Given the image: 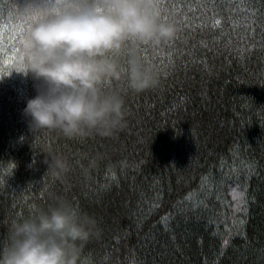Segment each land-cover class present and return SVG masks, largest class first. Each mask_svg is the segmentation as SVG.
Here are the masks:
<instances>
[{"label": "trees", "instance_id": "1", "mask_svg": "<svg viewBox=\"0 0 264 264\" xmlns=\"http://www.w3.org/2000/svg\"><path fill=\"white\" fill-rule=\"evenodd\" d=\"M23 4L0 0V247L15 220L66 201L97 224L77 264H264V0H159L174 38L125 43L121 78L101 86L126 124L72 139L23 114L36 84L13 67ZM132 49L157 76L141 92Z\"/></svg>", "mask_w": 264, "mask_h": 264}, {"label": "clouds", "instance_id": "2", "mask_svg": "<svg viewBox=\"0 0 264 264\" xmlns=\"http://www.w3.org/2000/svg\"><path fill=\"white\" fill-rule=\"evenodd\" d=\"M20 14L31 23L13 67L36 82L23 114L30 129L58 130L69 139L111 136L124 127L123 98L104 92L102 84L121 78L118 57L125 43L159 46L176 31L161 19L159 0H24ZM127 77L137 92L157 84L135 49L129 51ZM48 169L59 176L69 164L57 155ZM96 230L93 217L59 201L10 225L0 264H77L80 244Z\"/></svg>", "mask_w": 264, "mask_h": 264}, {"label": "snow or ice", "instance_id": "3", "mask_svg": "<svg viewBox=\"0 0 264 264\" xmlns=\"http://www.w3.org/2000/svg\"><path fill=\"white\" fill-rule=\"evenodd\" d=\"M21 35H22V33H21ZM15 51H16L15 46H13V52H15Z\"/></svg>", "mask_w": 264, "mask_h": 264}]
</instances>
